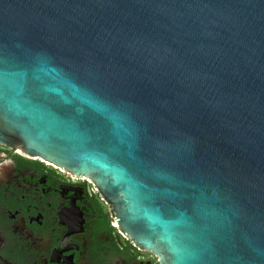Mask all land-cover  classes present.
Segmentation results:
<instances>
[{"label": "water", "instance_id": "obj_1", "mask_svg": "<svg viewBox=\"0 0 264 264\" xmlns=\"http://www.w3.org/2000/svg\"><path fill=\"white\" fill-rule=\"evenodd\" d=\"M0 143L159 264H264V0H0Z\"/></svg>", "mask_w": 264, "mask_h": 264}, {"label": "flooded vegetation", "instance_id": "obj_2", "mask_svg": "<svg viewBox=\"0 0 264 264\" xmlns=\"http://www.w3.org/2000/svg\"><path fill=\"white\" fill-rule=\"evenodd\" d=\"M0 143V256L8 264H159L86 180Z\"/></svg>", "mask_w": 264, "mask_h": 264}]
</instances>
